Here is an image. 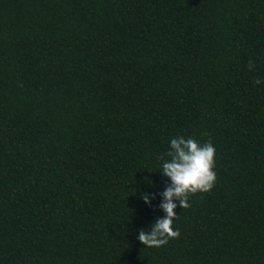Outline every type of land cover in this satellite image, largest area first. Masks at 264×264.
<instances>
[{
    "label": "trees",
    "instance_id": "1",
    "mask_svg": "<svg viewBox=\"0 0 264 264\" xmlns=\"http://www.w3.org/2000/svg\"><path fill=\"white\" fill-rule=\"evenodd\" d=\"M257 79L264 0H0V264H264ZM176 136L217 180L146 247Z\"/></svg>",
    "mask_w": 264,
    "mask_h": 264
},
{
    "label": "clouds",
    "instance_id": "2",
    "mask_svg": "<svg viewBox=\"0 0 264 264\" xmlns=\"http://www.w3.org/2000/svg\"><path fill=\"white\" fill-rule=\"evenodd\" d=\"M255 83L259 85L264 80L257 79ZM215 154L211 141L201 144L195 138L184 136L170 139L165 156L160 158L159 173L168 182L159 204L163 216L158 217L149 229L139 230L137 238L142 245L158 248L179 237V231L174 228L175 210L177 207L189 208L191 195L209 192L215 186ZM154 199V193L141 194V200L149 207Z\"/></svg>",
    "mask_w": 264,
    "mask_h": 264
}]
</instances>
